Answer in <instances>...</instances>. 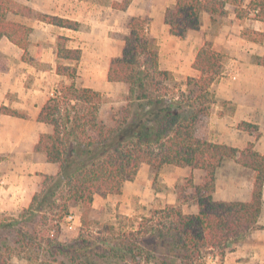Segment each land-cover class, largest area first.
I'll return each instance as SVG.
<instances>
[{"label": "trees", "instance_id": "trees-1", "mask_svg": "<svg viewBox=\"0 0 264 264\" xmlns=\"http://www.w3.org/2000/svg\"><path fill=\"white\" fill-rule=\"evenodd\" d=\"M131 2L113 1L110 7L124 12ZM226 3L175 0L164 11L163 23L170 35L184 39L189 31L199 30L204 12L212 25L219 26L227 13ZM9 13L72 31L81 28L77 21L33 12L18 0H0V39L22 51V62L29 60L32 28L9 20ZM248 13L263 24L256 36L264 39V0H249L236 16ZM127 29L121 55L111 58L107 67V82L127 87L125 105L112 110L109 124L99 118L103 96L75 85L81 50L68 48V39L57 37L55 73L69 84H60L40 107L36 122L52 131L39 135L32 153L34 161L55 164L58 172L40 175L39 190L20 217H0V230L13 228L12 237L0 238V264H10L18 254L37 264H207L211 257L221 263L258 229L264 153L256 151L253 143L239 150L196 136L199 122L216 102L211 87L222 76L224 56L206 41L191 63L198 76L177 83L171 72L160 69L149 18L134 16ZM252 62L264 67V53ZM0 64V72H5L6 61ZM0 115L26 117L4 105ZM236 129L255 139L259 136L254 124L240 122ZM224 160H233L254 174L249 200L214 199L216 171ZM142 165L203 171L198 185L187 186L190 193L181 190L176 197L177 205L194 203L197 212L184 214L179 205H168L150 217H124L129 226L100 223L92 206L94 196L118 193ZM73 206L81 209L82 229L76 238L61 242L59 222ZM48 222L57 224L46 228Z\"/></svg>", "mask_w": 264, "mask_h": 264}, {"label": "crops", "instance_id": "crops-1", "mask_svg": "<svg viewBox=\"0 0 264 264\" xmlns=\"http://www.w3.org/2000/svg\"><path fill=\"white\" fill-rule=\"evenodd\" d=\"M113 1L120 0H18L33 12L77 21L81 25L78 31L59 28L21 15L8 14L9 20L32 28L28 58L34 63L20 61L22 51L12 44L17 50L15 55H18V59L13 61L10 55L1 56L6 63L8 62V66L5 72H0V106L4 105L22 112L26 117L0 115V216L15 209L26 208L32 196L39 190L40 175L54 176L58 172L55 164L34 161L32 153L39 135L52 131L50 126L36 122V117L49 94L51 96L55 91L52 88L53 81L62 79L55 73L53 59L57 37H66L67 47L80 49L81 53H83L81 45L93 43L90 55L106 56L103 75L107 85L105 88L109 89L115 83L106 80L108 63L111 58L121 55L123 38L128 32L127 25L134 16L144 17L149 14L152 23L160 22L165 26L161 36L154 35L152 28L150 35L158 46L160 69L171 72L174 77L198 76L191 68V63L198 49L206 41L211 43L213 50L224 56L222 76L211 87L216 104L210 114L209 131L213 133L215 139L209 137L206 140L239 150L244 149L248 143H253L256 151L264 153V67L252 62L253 57H260L264 53V39L256 36V33L263 31V24L253 20L250 13L240 18L236 16L238 10L246 8L249 0H227L225 6L227 13L219 26L212 25L209 15L202 13L199 30L189 31L184 39L170 35L168 27L163 23L164 11L172 6L175 0H132L124 12L111 9L110 3ZM110 16L119 22L110 23L108 21ZM97 27L102 30H98ZM85 28L86 30H83ZM109 30L111 32L122 30V38H119L120 33H117L113 37L118 39H112L107 34ZM50 32L53 33L52 38L49 36ZM4 40L8 42L1 38L0 44H4ZM106 42H109L110 46ZM112 43L114 46H111ZM70 44L76 46L71 47ZM97 44L104 45V51L95 50ZM30 78L33 84L25 86L26 80ZM97 86L86 88L103 96L105 90H100ZM222 102L229 103L230 112L225 110ZM240 122L257 125L258 138L238 131L236 126ZM148 183L149 181L146 182L138 171L135 179L132 182H125L118 194L94 196L92 206L94 202L104 204L114 199L122 202V205L131 201L143 205L149 191ZM250 183L249 198V190L252 188V182ZM236 184L240 186L239 181ZM217 189L216 176L214 199L226 201L218 196ZM170 204H174V201ZM196 212L197 207L192 206L190 214ZM258 226H260L258 230L252 232L242 244L226 254L221 264H264V220L261 217Z\"/></svg>", "mask_w": 264, "mask_h": 264}, {"label": "rangeland", "instance_id": "rangeland-1", "mask_svg": "<svg viewBox=\"0 0 264 264\" xmlns=\"http://www.w3.org/2000/svg\"><path fill=\"white\" fill-rule=\"evenodd\" d=\"M53 1H51L52 3ZM150 21V28L153 29V34L161 36L165 31V26L162 23L158 22L152 23V18H150L149 14H146ZM144 16V17H145ZM115 17H111L108 21L111 22H119ZM153 24V26H152ZM87 28V27H86ZM83 29V30H86ZM98 30H102L100 27H97ZM117 33L119 34V38H122V30L121 32H111L110 30L107 32L108 36L114 40L118 38L113 37ZM100 37L101 35L98 34ZM50 38H52L53 33H49ZM5 41V40H4ZM108 45L110 46L109 42ZM55 44V43H54ZM91 44H83L81 47L83 48L81 53V59L77 63V78L75 79V85L77 87H89L98 85L97 88L100 90H105L103 95V104L100 108L99 118L103 120L105 123L109 124L110 119L113 115V109H116L122 105H125V97L127 94V87L122 84H114L110 86L109 89H106L107 86L105 84V78L103 75L104 68L106 65V56L105 55H90L92 49ZM69 46L75 47L76 44H70ZM111 46H114L112 43ZM118 46V45H116ZM78 47H80L78 45ZM55 49V45L53 46ZM95 50L100 52L104 51L105 46L102 44H97L95 46ZM110 48V47H108ZM17 52L16 48L13 47L8 42H4V44H0V61L3 60L1 58L2 55H10L13 61H16L17 56L15 55ZM28 58V57H27ZM29 59V58H28ZM54 63H55V55H54ZM21 61V56H20ZM29 64H33L34 62L30 59L27 61ZM1 65V64H0ZM8 62L5 67L7 69ZM177 83H182L184 81V77H175ZM33 84V80H26L25 86H30ZM60 84H69V81L62 77V79H55L53 81V91L59 87ZM96 88V87H95ZM52 91V92H53ZM50 93V88L48 90ZM50 97V94H49ZM216 101V99H215ZM223 103V102H222ZM221 103V104H222ZM216 104V102H215ZM215 104L212 106L214 109ZM223 105V104H222ZM225 110L230 112L231 106L229 103L224 102ZM212 112V111H211ZM210 112V114H211ZM210 114L208 117L202 118L199 122L196 130V136L200 139H208L209 137L213 138V133L209 131L210 125ZM216 120V119H214ZM239 124V123H238ZM237 124V125H238ZM139 172L146 179V182L149 181V191L144 198L145 204H138V202L131 201L130 203H126L122 205V202H118L115 199L104 204H98L97 202L93 203V208L95 209V217H98V221L100 223L106 224H114L115 227H122L123 225L129 226V222L124 220V217H129L134 220H138L139 217H150L152 212L155 210L163 209L168 205H177V194L181 190L184 193L188 194L191 192L190 189L187 188L189 183H193L194 185H198L201 182V179L205 175V173L201 170H193L191 168H175L172 166H162L160 168H155L147 165H142L139 169ZM217 180H218V196L226 201H247L249 198V185L250 182H253L254 174L247 169H244L238 166L233 160H225L221 164L220 168L217 169ZM215 176V180H216ZM240 182V186L236 183ZM251 193V188H250ZM118 193H112L110 195H114ZM174 201V204H170V202ZM180 209L184 214H190L192 211V206H195L194 203H180L178 204ZM177 205V206H178ZM196 207V206H195ZM20 210H13L9 213H3L0 217H20ZM69 213L75 215L77 219L78 227L75 230H68L64 223V220L59 222V226L57 229L58 239L61 242H65L76 238L81 228L80 223V215L81 209L78 206H73ZM261 219L264 220V202L263 208L260 215ZM133 220V221H134ZM57 224V222H48L46 228H51L52 225ZM135 225V222H133ZM261 226V225H260ZM258 226V229L260 228ZM54 229V228H53ZM82 229V228H81ZM257 229V230H258ZM13 228H7L5 231L0 230V238L2 237H12ZM56 230V229H54ZM54 230H51L50 233H53ZM98 229H93L92 232H96ZM28 257V256H27ZM27 257L24 254H18L17 256L12 257L10 264H37L33 262V260H27ZM217 258H210L207 260V264H221L217 262Z\"/></svg>", "mask_w": 264, "mask_h": 264}, {"label": "built area", "instance_id": "built-area-1", "mask_svg": "<svg viewBox=\"0 0 264 264\" xmlns=\"http://www.w3.org/2000/svg\"><path fill=\"white\" fill-rule=\"evenodd\" d=\"M63 220L68 230H75L78 227V221L72 213H68Z\"/></svg>", "mask_w": 264, "mask_h": 264}]
</instances>
